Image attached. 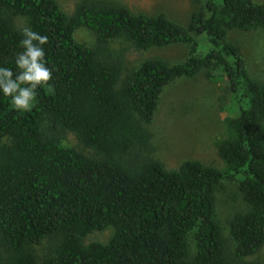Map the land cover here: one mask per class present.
Masks as SVG:
<instances>
[{
  "label": "trees",
  "instance_id": "16d2710c",
  "mask_svg": "<svg viewBox=\"0 0 264 264\" xmlns=\"http://www.w3.org/2000/svg\"><path fill=\"white\" fill-rule=\"evenodd\" d=\"M193 1L180 25L95 0L70 14L55 0H0V65L15 74L24 28L10 16H21L48 37L52 71L30 111L0 95V264H262L245 258L264 248V80L248 73L228 35L264 29V0ZM80 26L94 46L73 38ZM111 39L136 50L186 44L189 53L128 69L103 53ZM198 74L224 82L231 114L215 145L224 167L186 159L166 168L150 155L145 125L167 85ZM67 133L76 146L63 142ZM222 180L235 182L244 206L226 220V235L215 217ZM106 227V242L83 243Z\"/></svg>",
  "mask_w": 264,
  "mask_h": 264
},
{
  "label": "rangeland",
  "instance_id": "374dc122",
  "mask_svg": "<svg viewBox=\"0 0 264 264\" xmlns=\"http://www.w3.org/2000/svg\"><path fill=\"white\" fill-rule=\"evenodd\" d=\"M65 13L70 14L80 0H55ZM122 5L130 11L154 15L162 12L168 19L186 25L190 12L195 6L193 0H95ZM260 2L262 0H253ZM15 27L25 28L26 20L21 16H10ZM73 38L94 46L93 32L80 26L73 32ZM230 41L241 48L245 67L256 79L264 80V29L251 31H231ZM204 41L203 37L199 39ZM105 55L120 57L128 69L135 68L148 58H159L169 64L184 60L189 53L186 44H169L136 50L127 41L111 39L103 51ZM222 81L209 82L201 74L191 78H179L167 85L160 93L156 110L145 128L150 134V155L161 161L166 168L177 167L186 159H197L216 168L224 167V162L216 155L215 145L225 136L226 117L231 114L228 102L221 103ZM64 143L76 146L74 137L67 133ZM243 203L236 194L234 181L222 180L215 191V217L224 235L227 234L226 220L243 209ZM112 230L110 227L88 233L83 243L106 242ZM190 244L192 243L189 238ZM50 242L44 240L34 250L41 252ZM245 259L264 264V248Z\"/></svg>",
  "mask_w": 264,
  "mask_h": 264
},
{
  "label": "clouds",
  "instance_id": "9594fccd",
  "mask_svg": "<svg viewBox=\"0 0 264 264\" xmlns=\"http://www.w3.org/2000/svg\"><path fill=\"white\" fill-rule=\"evenodd\" d=\"M48 37L31 28H24L18 47L22 51L14 55L16 72L0 65V95L9 98V103L17 111H30L37 98V88L46 84L52 71L46 66L43 45Z\"/></svg>",
  "mask_w": 264,
  "mask_h": 264
}]
</instances>
